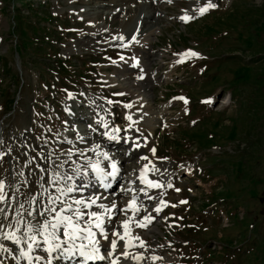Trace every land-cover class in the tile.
<instances>
[{"label": "rangeland", "instance_id": "1", "mask_svg": "<svg viewBox=\"0 0 264 264\" xmlns=\"http://www.w3.org/2000/svg\"><path fill=\"white\" fill-rule=\"evenodd\" d=\"M214 2L216 10L184 23L179 17L185 10L192 15L196 0H148L133 7L123 0H0V180L19 187L13 208L25 209L26 221L43 219L28 213L42 211L49 194L59 195L50 183L53 173L73 175L76 164L86 166L81 152L101 159L89 151L99 144L124 162L123 178L108 190L89 172L86 180L76 179L89 187L70 193L69 202L101 196L98 203L127 205L132 193L122 189L143 187L137 175L147 161L139 160L141 155L161 169L150 179L174 185L149 189L156 199L139 194L147 212L142 208L136 219L150 214L155 221L146 230L135 229L148 240V251L137 253L171 257L174 264H264V0ZM128 17L134 23L124 30ZM155 30L150 106L128 113L131 98L111 76L120 75L118 65L141 62L136 49L122 47ZM120 32L124 40L113 41ZM189 49L202 58L178 63L176 54ZM140 73L131 69L129 82L138 81ZM218 98L219 106L201 103ZM101 120L109 130L125 131L113 133L121 137V147L104 141ZM117 149L132 154L126 158ZM22 198L27 207L21 209ZM156 207L162 209L159 215ZM15 218L14 211L11 223ZM0 244L27 264L19 255L25 245ZM58 256L63 260L57 264L84 262Z\"/></svg>", "mask_w": 264, "mask_h": 264}, {"label": "snow or ice", "instance_id": "2", "mask_svg": "<svg viewBox=\"0 0 264 264\" xmlns=\"http://www.w3.org/2000/svg\"><path fill=\"white\" fill-rule=\"evenodd\" d=\"M172 2V0H169ZM196 7L192 8V15L188 14L189 10H185L184 14L179 19L184 23H190L197 18L208 14L210 11L216 10L219 5L214 0H196ZM114 39L124 40L123 36L115 37ZM127 47V45H124ZM180 56L178 63H184L186 58H202L201 55L194 50H186L183 53L176 54ZM123 59V57H121ZM143 79V77H140ZM71 97V94H69ZM178 99L183 100L185 104L188 103L186 98L180 97ZM111 103V101H109ZM201 103L205 105L219 106V103H223L222 98L214 101L213 99L202 100ZM130 108L131 105H125ZM128 121H132V116H127ZM101 127L105 129L102 136H107L111 141H119L121 137L114 135L113 133H119L121 129L113 126L109 130L108 122L101 120ZM134 124L135 121H132ZM195 123V122H193ZM131 128V125H129ZM93 132H97L96 128H92ZM83 140V137H80ZM128 139H131L130 137ZM136 148H140L141 144L138 140L133 141ZM71 143V141H69ZM147 145H144L146 147ZM95 153L97 157L101 159L92 160L86 157L84 152L80 155L85 157L86 166L76 164L72 169L73 175H69L67 172L53 173L50 178V183L55 187V191L59 195L49 194V202L46 207L39 213L29 212V216L37 215L43 219H37L35 222L28 220L25 221L23 213L17 211L13 206L17 203V195L20 189L16 185H7L4 180H0V240L11 241L16 245H25V247L19 249L20 257L27 261V264H53V261L57 258L56 254H67L69 256L74 255L72 251L74 248H78L80 256L85 260L95 259H108L111 258V264H121V261L134 260L136 264H143L146 259L153 261L161 259V257L151 256L145 257L142 253H133L131 249L140 248L144 251H148V245L146 240L135 232V229L146 230L155 221V217L150 214L144 216L143 219H136L138 213L143 208L142 203H138L140 197L139 194H143L148 199H156V197L149 195V189H168L174 188L172 183L165 185L159 180H152L149 178V173L155 175L161 172V169L156 167V164L149 159L147 155H141L139 160L147 161L142 165L137 175V179L140 185L143 187L122 189L125 192L132 193L131 198L127 205L119 206L116 202H110L109 204L98 203L102 200L101 196H89L88 198H74L67 200L66 198L70 193L82 192L89 187V184L77 185L76 179L86 180L89 177V172L94 175L95 180L105 189L111 186V183L118 177L121 179L122 165L119 158H114L107 151H101L100 145L96 144L93 148L89 149ZM153 156H156V148L150 149ZM71 155V153L69 154ZM129 155V153H125ZM2 158V154H0ZM166 161L167 158H157ZM102 162H107L102 164ZM67 161L61 162V167ZM75 164V162H72ZM179 167L183 168L184 165ZM41 171H45L41 169ZM133 184L135 181L132 182ZM58 185H62L58 186ZM43 187V185L41 186ZM7 189L14 188L15 192L9 193ZM175 191L179 192L180 189L176 188ZM191 191V189H189ZM34 201L30 200V203ZM188 201L181 200L180 204H187ZM164 206L176 207L177 205H168L166 202L161 201ZM19 207L22 209L24 205L21 203ZM96 210H93V209ZM15 211L16 222L15 225L11 223L13 212ZM143 211L147 212L146 208ZM156 213L162 211L161 207L154 209ZM132 213L129 216V213ZM126 217L124 220H120L119 216ZM115 221V223H114ZM133 225L135 227H133ZM4 229H8L4 231ZM17 233H22L17 235ZM38 237L43 238V244L46 247L41 249V243ZM63 237V238H62ZM115 237V238H113ZM101 238L108 242L109 252L107 255H100ZM77 241L80 243L77 244ZM87 241V244L83 243ZM67 245V247H65ZM41 250L44 255H36L35 253ZM3 244H0V252H9ZM12 259L16 264H20V260L13 256ZM2 264V262H0Z\"/></svg>", "mask_w": 264, "mask_h": 264}, {"label": "bare ground", "instance_id": "3", "mask_svg": "<svg viewBox=\"0 0 264 264\" xmlns=\"http://www.w3.org/2000/svg\"><path fill=\"white\" fill-rule=\"evenodd\" d=\"M123 1L125 2V5H130L131 7H133L132 4H134V3L143 4V5H147L148 4V3H146L148 0H123ZM125 23H126V25L124 26V28H125L124 30H127V29L129 30L130 26H132L133 23H134V19L128 17L127 22H125ZM156 32H157L156 30L151 32L148 36H146L140 42L134 43L132 41L133 42L132 44H130L131 42L127 43V44H129L127 47L123 46L122 48H124V49H126V48L129 49L130 47L136 49L137 58L140 57L141 58V60H140L141 62L138 63V61H137V63H136V61H135L132 67L129 66V63H128V66L119 67V65H118L117 68H118V71L120 72V75L117 73V74L111 76L113 83H116L117 87L122 89L123 94H125V95H127V96H129L131 98V101L128 103V105H131V107L130 108L126 107L128 113H132V114L135 113L134 109H137V108H139V109H147L148 108L149 109V106H150L149 104H150V101L152 99V96H151L152 95V93H151V89H152L151 85H153V82H154V80L150 76V69H149L150 62H151L150 59H151V54H152V52L150 51V48L152 49V47H151L152 44L151 43L154 40L153 37L156 36V34H157ZM124 33H125V31H124ZM124 33L120 32V33H118V35L116 33L112 37V40L113 41L114 40L115 41L116 40L119 41V39H114V38L115 37H119L121 35H124ZM101 34H105V33L102 32ZM131 69L139 70L141 72L140 73V77H143V79L140 78L136 82H129L128 73L130 72ZM78 118L79 119H83L81 117H78ZM83 120H85V119H83ZM87 120L89 121V119H87ZM121 131H124V130L121 129ZM114 135H116V134H114ZM104 141L108 143L111 140H109L106 137V139ZM120 141L121 140H119V141H111V142H113L114 145H118V146L121 147V142ZM108 147H112V148L116 149L115 146H108ZM118 151L120 152V150H118ZM125 153L126 152H124V153L120 152L121 156H125L126 158H128V156H130V154H132V153H130L128 156H126ZM122 164H124V162ZM149 174H150L149 178H152L153 176L151 177V173H149ZM172 179H173V177H172ZM116 180L119 181V177ZM115 181H113V182L116 183ZM75 183L77 185H83L84 182L82 183V182H78L76 180ZM110 187L112 188V186H110ZM108 190H113V189H109L108 188ZM35 195H36V193H35ZM23 199L24 198L20 199V202L25 207H27V202L25 200H23ZM21 213H23V217L22 218L26 221L25 209L22 210ZM160 213H158V215ZM15 222H16V218H15ZM15 222L12 223V224L15 225ZM151 233H152V231H151ZM17 235H21V234L17 233ZM113 238H115V237H113ZM38 239H39V241L41 243V249H42L43 246H46V245L43 244V240L42 239H40V238H38ZM144 239L148 243L147 238L144 237ZM79 243L80 242L77 241V244H79ZM83 243L87 244V241H83ZM20 247H21V245H20ZM65 247H67V245ZM138 250L140 251V248L131 249V251L133 253H137ZM72 251L74 252V255L69 256V255L65 254L66 259L69 260V261H72L73 258H83V260H84L83 264H89V263L105 264L106 261H108V263L111 264V262H110L111 260L109 258L108 259H104V260H100V259L85 260L84 257L80 256L78 248H74ZM108 252H109V244H108L107 241H105V240H103L101 238L100 255H107ZM56 255H57V258L53 261V264H57V262H59L60 260H63L62 258H60L58 256V254H56ZM13 256H15V253L0 252V262H2V264H16V262L12 259ZM68 257H70V259H68ZM173 261H174V259H172L171 257H167L164 260L161 259L160 262L152 261V260H151V262L143 261V264H174ZM108 263H106V264H108ZM128 263L129 264H136V262H134V263L131 262L130 263V260H128V261H123L122 260L121 261V264H128Z\"/></svg>", "mask_w": 264, "mask_h": 264}]
</instances>
